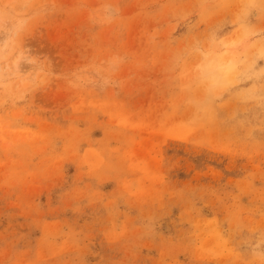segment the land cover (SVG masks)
<instances>
[{"label": "rangeland", "instance_id": "obj_1", "mask_svg": "<svg viewBox=\"0 0 264 264\" xmlns=\"http://www.w3.org/2000/svg\"><path fill=\"white\" fill-rule=\"evenodd\" d=\"M0 264H264V0H0Z\"/></svg>", "mask_w": 264, "mask_h": 264}]
</instances>
